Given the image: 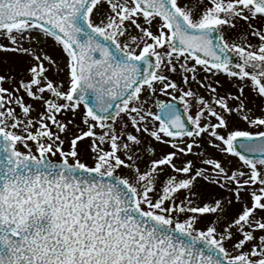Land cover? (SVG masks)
I'll use <instances>...</instances> for the list:
<instances>
[{
	"label": "snow or ice",
	"instance_id": "1",
	"mask_svg": "<svg viewBox=\"0 0 264 264\" xmlns=\"http://www.w3.org/2000/svg\"><path fill=\"white\" fill-rule=\"evenodd\" d=\"M0 52V264H264V0H0Z\"/></svg>",
	"mask_w": 264,
	"mask_h": 264
},
{
	"label": "rangeland",
	"instance_id": "2",
	"mask_svg": "<svg viewBox=\"0 0 264 264\" xmlns=\"http://www.w3.org/2000/svg\"><path fill=\"white\" fill-rule=\"evenodd\" d=\"M17 60H18V58L13 53L0 52V74H2V72L4 70H6L8 67H14V68H17V70H19V68L17 67ZM174 78L179 79V77H174ZM222 79H226V78H222ZM220 91L223 92L224 89H220ZM159 98L162 100L172 99V97H167V96H160ZM40 110L43 111L44 109L41 107ZM34 115H35V113H34ZM241 127L243 129L254 130V129H249V126L246 124H242ZM156 147H157V153L159 155V152L161 151V147L159 145H157ZM189 158H191V157H189Z\"/></svg>",
	"mask_w": 264,
	"mask_h": 264
},
{
	"label": "water",
	"instance_id": "3",
	"mask_svg": "<svg viewBox=\"0 0 264 264\" xmlns=\"http://www.w3.org/2000/svg\"><path fill=\"white\" fill-rule=\"evenodd\" d=\"M234 55V54H233ZM235 59H237V58H235V55H234V60ZM173 103H175L176 105H177V107L179 108V109H181V111H183V109H182V106L177 102V101H172Z\"/></svg>",
	"mask_w": 264,
	"mask_h": 264
}]
</instances>
